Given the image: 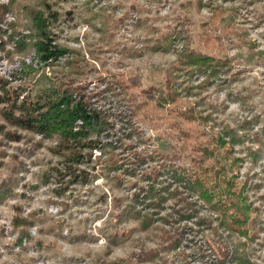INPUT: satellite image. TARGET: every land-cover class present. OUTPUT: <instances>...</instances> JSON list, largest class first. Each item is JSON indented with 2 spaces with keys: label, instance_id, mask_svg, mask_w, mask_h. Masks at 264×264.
<instances>
[{
  "label": "rangeland",
  "instance_id": "obj_1",
  "mask_svg": "<svg viewBox=\"0 0 264 264\" xmlns=\"http://www.w3.org/2000/svg\"><path fill=\"white\" fill-rule=\"evenodd\" d=\"M12 1H15L14 11L0 17V96L11 103H18L31 96L39 76L34 50L28 48L20 53V41L29 34V30L22 29L19 23L29 19L23 11L17 12L15 9L17 3L33 5L35 0H0V6H8ZM87 1L73 0L72 5L78 12V24L63 19L58 24L60 31L57 34L60 42L80 49L86 60L95 67L88 78H81L77 84H88L90 92L99 91L101 100L112 98L102 93L103 87L99 86L97 90L93 79L98 77L96 71L106 81H109L111 74H124L125 80L140 74L144 89L159 86L165 81L167 71L177 62L176 49L182 50L186 43L198 52L210 53L220 59L228 57L234 65L232 73L244 70L230 85H225L221 78L211 81L207 88H194L192 91L198 93L194 96L184 93L176 105L186 107L198 101L201 105L199 110L204 115L213 112L218 121L232 128H237L244 119L258 117L248 141L235 148V158L245 159L235 174L240 176V184L247 187L250 200L263 209L259 218L262 223L257 222L253 231L255 234H250L246 239L221 228L216 235L206 224L196 226V219L183 222L177 235L178 249L169 252L168 260L172 264L173 261L174 264H185V260L187 264H217V261H222L219 259L223 256L222 248L229 250L232 258L234 245L247 242L246 250L251 264H264V146H261L262 158L256 164L240 152L245 147L258 150L257 142H252L257 134L262 136L259 141H264V65L261 64L264 63L261 59L264 57V25L260 26L258 21L242 22V16L239 17L241 20L237 18L232 5L238 7L247 0H205V3L213 2L215 14L207 8L200 11L196 4L190 6V0H159L162 3L156 2L150 14L141 17L131 13L130 8L134 4L144 5L143 0H125V4L116 7L112 0H91L96 6L95 11H99L101 6L107 7L109 12L106 16L113 17L107 27L109 41L116 49L113 51L104 42H99L100 33L93 30L88 22L92 20V15L84 9ZM256 6L258 12L264 13V0L256 3ZM252 9L250 7L249 11ZM247 13L245 10L243 15ZM138 17L142 20L147 17V25L138 26ZM94 22L100 26L101 19ZM151 23L163 35L175 28L180 31L181 38L175 50L163 53L146 49L145 38L150 36L148 25ZM208 37H218L219 47L214 48L215 51L205 43ZM98 43L102 45L99 47ZM132 48L143 56L134 55ZM93 55L95 60L92 59ZM69 69L66 60H62L45 73L62 77L64 70ZM204 79L191 85L197 87ZM170 107H163L166 113L162 114L161 120H146L139 124L146 141L145 148L172 159L177 167L192 169V144L186 145L191 151L183 148V140L178 138L180 134L166 122L174 118L169 113ZM1 108L4 112L9 109L5 106ZM2 114L0 112V125L16 132V129L9 127ZM202 129L207 131L206 127ZM19 133L21 138L18 140H8L0 135V187H9L13 192L0 200V264H114L119 261L136 264V254L162 248L160 235L162 230L169 229L163 220L167 214L159 212L153 225L147 228L143 225L144 219L138 217L148 212H141L142 207L133 202L134 194L141 191L138 186L142 182L138 180L133 185L136 179L127 180L124 176H120L118 181H107L110 176H106L105 161L121 153L120 144L114 150H108L106 155L101 156L100 151L93 152V163L87 170L91 178L89 185H67L68 179L62 188L46 174L51 165L59 163L51 151L57 140L31 132ZM196 139L192 140L193 143L198 142ZM100 156L101 161L98 162ZM163 162L170 165L167 161ZM147 167L140 169L139 177ZM48 178L50 182L46 184ZM200 217L214 219L215 215L203 211ZM24 220L31 224L24 223ZM213 227H217L216 223H213ZM238 251L242 252L243 247ZM230 258L226 264H235Z\"/></svg>",
  "mask_w": 264,
  "mask_h": 264
},
{
  "label": "trees",
  "instance_id": "obj_2",
  "mask_svg": "<svg viewBox=\"0 0 264 264\" xmlns=\"http://www.w3.org/2000/svg\"><path fill=\"white\" fill-rule=\"evenodd\" d=\"M112 1L115 2V7L125 4V0ZM143 1L144 5L134 4V7L130 8L131 13L141 17L143 14H150L151 7L156 2L162 3L159 0ZM260 1L247 0L245 3L241 2L238 7L232 5V10L238 15V19L240 16L244 17L242 22L258 21L261 26L264 25V13L258 12L256 6ZM14 3L15 1H12L8 6H0V17L8 11L13 12ZM72 3L73 0H35L33 5L17 3L15 11H23L29 19L25 23H19L22 29L29 30V34L20 41V53L27 51L28 48L34 50V59L38 60L36 72L39 77L31 96L26 100L11 103L0 96V112L1 114L4 112L1 107L9 108L2 115L9 127L16 129L15 132L0 125V135H4L8 140H18L21 138L18 132L25 131L46 139L57 140L51 151L59 159V163L51 165L46 174L62 188L68 179L70 181L66 182L67 185H89L91 178L87 170L93 163V152L100 151L101 156L106 155L108 150H114L116 145L120 144L121 153L105 161L106 176H110L107 181H118L120 176H124L127 180L135 178L132 183L134 185L140 180L142 183L138 187L141 191L134 194L133 202L142 207L141 212L148 213L138 218L144 219L143 225L147 228L157 221L155 216L164 211L167 215L163 220L169 225V229L162 230L160 235L162 248L136 254L138 262L136 264H172L168 260L169 252L178 249L179 225L183 222L188 223L189 220L196 219V226L206 224L216 235L220 228L246 239L250 234H255L253 232L257 227L255 224L262 223L259 218L263 209L256 207L250 200L247 187L243 183L240 184V176L235 174L239 164L245 160L235 158V148L248 141L258 117L244 119L237 128H232L227 123L218 121L213 112L204 115V112L199 110L201 105L198 101L186 107L176 105L184 93L187 96H194L198 94L192 91L194 88L195 90L207 88L211 81L215 82L221 78L225 85H230L244 70L232 73L234 65L228 57L220 59L210 53L198 52L188 43L182 50L176 49V43L181 38L180 31L175 28L163 35L151 23L148 25L150 36L145 38L146 49L163 53H170L176 49L178 56L177 62L169 72L167 71L165 81L159 86L144 89L140 74L132 75L127 80L124 74H111L112 77L106 81V78L99 76L96 71L98 77L93 79L97 90L99 86L103 87L102 93L112 98L111 100L105 97L101 100L99 91L90 92L88 84L83 86L77 84L81 78H88L95 67L86 60L80 49H73L60 42L57 34L60 31L58 24L63 19L65 22L78 24V12ZM188 4L192 7L196 4L200 11L207 8L215 14L211 1L205 3V0H190ZM94 7L96 6L91 0L84 4V9L92 15V20L88 22L93 30L100 33L99 42H104L106 47L109 46L115 51L107 36L109 33L107 27L113 17L106 16L109 12L107 7L101 6L99 11H95ZM250 7H253L252 11H249ZM245 10L248 13L244 16ZM249 15H252V18H249ZM128 17L129 13L126 14V18ZM140 17L138 26L147 25L149 19L145 17V20H142ZM97 19H101L100 26L94 22ZM217 38L208 37L205 41L210 49L219 47ZM101 45L98 43L99 47ZM131 50L134 51V48ZM125 52L130 53L127 50ZM134 55L143 56L138 50L134 51ZM261 59L264 60V57ZM62 60H66L70 68L69 71L64 70L62 77L45 73L48 68ZM203 78L204 82L197 87L191 85ZM165 105L171 106L169 113L174 117L166 122L180 134L178 138L180 140L182 138L183 148L189 149L186 145L192 144L191 150L194 151L191 158L192 169L177 167L172 159L145 148L146 141L139 124L146 120H161V116L166 113L163 108ZM203 127L210 132L202 129ZM191 131L195 132L194 135ZM260 138L262 136L257 134L256 139H253L255 141L252 140L259 145L258 150L249 147L240 149V152L245 153L246 158L254 164L262 158L261 146H264V141L260 142ZM194 139L198 142L193 143ZM142 147L145 149L142 150ZM101 156L97 158L98 162L101 161ZM162 160L169 162L170 165ZM153 164L155 166H152ZM146 165L149 167L143 170V175L139 177L140 169ZM47 180L46 184L50 182L49 178ZM12 194L9 187H0V200ZM202 210L214 214V219L200 217ZM23 222L31 224L28 220ZM213 223H216L217 227H213ZM28 235L30 238L31 233ZM241 247L243 251L239 252ZM246 247L247 242L234 245L232 258L230 251L222 248L223 256L219 258L222 261H217V264H226L229 258L235 264H251ZM184 263L187 264V261ZM114 264L124 263L119 261Z\"/></svg>",
  "mask_w": 264,
  "mask_h": 264
}]
</instances>
